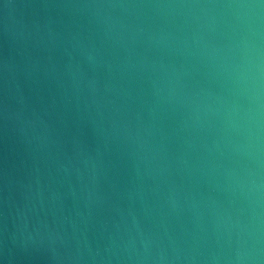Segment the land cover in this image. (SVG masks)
Wrapping results in <instances>:
<instances>
[{
	"label": "water",
	"instance_id": "water-1",
	"mask_svg": "<svg viewBox=\"0 0 264 264\" xmlns=\"http://www.w3.org/2000/svg\"><path fill=\"white\" fill-rule=\"evenodd\" d=\"M0 264H264V0H0Z\"/></svg>",
	"mask_w": 264,
	"mask_h": 264
}]
</instances>
